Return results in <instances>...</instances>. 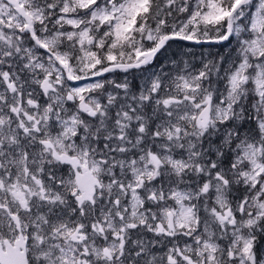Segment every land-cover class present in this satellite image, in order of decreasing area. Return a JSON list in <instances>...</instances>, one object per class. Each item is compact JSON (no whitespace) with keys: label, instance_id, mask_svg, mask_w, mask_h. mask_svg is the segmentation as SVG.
<instances>
[{"label":"snow or ice","instance_id":"6c2138e0","mask_svg":"<svg viewBox=\"0 0 264 264\" xmlns=\"http://www.w3.org/2000/svg\"><path fill=\"white\" fill-rule=\"evenodd\" d=\"M0 264H264V0H0Z\"/></svg>","mask_w":264,"mask_h":264},{"label":"flooded vegetation","instance_id":"af4514ba","mask_svg":"<svg viewBox=\"0 0 264 264\" xmlns=\"http://www.w3.org/2000/svg\"><path fill=\"white\" fill-rule=\"evenodd\" d=\"M73 83H75V84H79V82H73Z\"/></svg>","mask_w":264,"mask_h":264}]
</instances>
